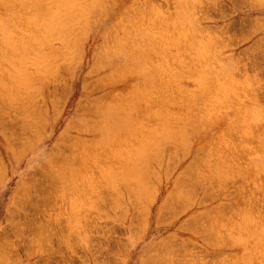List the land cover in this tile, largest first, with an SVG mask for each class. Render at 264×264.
Listing matches in <instances>:
<instances>
[{"label": "rangeland", "instance_id": "obj_1", "mask_svg": "<svg viewBox=\"0 0 264 264\" xmlns=\"http://www.w3.org/2000/svg\"><path fill=\"white\" fill-rule=\"evenodd\" d=\"M11 1L0 264H264V0Z\"/></svg>", "mask_w": 264, "mask_h": 264}, {"label": "bare ground", "instance_id": "obj_2", "mask_svg": "<svg viewBox=\"0 0 264 264\" xmlns=\"http://www.w3.org/2000/svg\"><path fill=\"white\" fill-rule=\"evenodd\" d=\"M6 1H7V0H6ZM8 1H9V0H8ZM10 1H11V0H10ZM25 1H26V0H25ZM36 1H37V0H36ZM45 1H46V0H45ZM45 1H44V2H45ZM58 1H59V0H58ZM2 2H3V1H2ZM11 2H12V1H11ZM19 2H20V1H19ZM59 2H60V1H59ZM256 2H257L258 5L260 4L261 6H263V5H262L263 0H257ZM14 3L16 4V1H15ZM21 3H22V2H21ZM23 3H24V2H23ZM45 3H46L45 5H47V1H46ZM19 4H20V3H19ZM55 4H56V3H55ZM62 4H63V3H62ZM24 5H25V3H24ZM3 6H4V5H3ZM30 6H31V5H30ZM50 6H51V5L49 4V7H50ZM21 7H22V6H21ZM27 7H28V6H27ZM16 8H18V7H16ZM22 8H25V7H22ZM52 8H53V7H52ZM28 9H29V8H28ZM30 9H31V8H30ZM60 9H61V8H60ZM66 9H67V8H66ZM16 10H17V9H16ZM52 10H53V9H52ZM8 11H9V10H8ZM23 11H24V10H23ZM28 11H29V10H28ZM31 11H32V10H31ZM43 12H44V11H43ZM46 12H47V11H46ZM24 13H25V11H24ZM24 13H22V14H24ZM48 13H49V12H48ZM30 14H31V13H30ZM24 15H25V14H24ZM48 15H49V14H48ZM8 16H9V15H8ZM17 16H18V15H17ZM46 16H47V15H46ZM3 17H4V16H3ZM22 17H23V16H22ZM48 18H49V17H48ZM27 21H28V20H27ZM136 21H137V20H136ZM37 22H38V21H37ZM137 22H138V21H137ZM132 24H134V23H132ZM17 25H18V24H17ZM17 25H16V26H17ZM21 25H22V24H21ZM23 25H24V24H23ZM23 25H22V26H23ZM43 25H44V24H43ZM43 25H42V26H43ZM50 25H51V24H50ZM54 25H55V24H54ZM28 26H30V25H28ZM18 27H20V26H18ZM35 27H36V26H35ZM150 27H151V26H150ZM150 27H148V28H150ZM9 28H11V27H9ZM26 28H27V27H26ZM28 28L30 29V27H28ZM48 28H49V27H48ZM53 28H54V27H53ZM17 29H18V28H17ZM23 29H24V28H23ZM10 30H11V29H10ZM14 31H15V30H14ZM155 31H156V30H155ZM11 32H13V31H11ZM25 32H26V31H25ZM34 32H35V31H34ZM153 32H154V31H153ZM13 33H14V32H13ZM17 33H20V32L17 31ZM22 33H23V32H22ZM35 33H36V32H35ZM155 33H156V32H155ZM168 33H169V32H168ZM41 34H42V33H41ZM160 34H161V33H160ZM36 35H37V34H36ZM49 35H50V37H51V34H49ZM58 35H59V34H58ZM163 35H164V33H163ZM25 36H26V35H25ZM17 37H18V36H17ZM162 37H163V36H162ZM13 38H15V37H13ZM166 38H167V36H166ZM31 39H33V38H31ZM31 39H30V40H31ZM49 39H50V38H49ZM11 40H12V39H11ZM18 40H19V39H18ZM39 40H40V39H39ZM53 40H54V39H53ZM167 40H168V39H167ZM41 42H42V41H41ZM8 43H9V42H8ZM11 43H12V42H11ZM17 43H18V42H17ZM29 43H30V42H29ZM10 45H11V44H10ZM14 45H15V44H14ZM61 45H63V44H60V46H61ZM48 46H49V45H48ZM112 46H113V45H112ZM9 47H10V46H9ZM30 47H31V46H30ZM43 47H44V46H43ZM43 47H42V48H43ZM159 47H160V46H159ZM19 48H20V47H19ZM47 48H48V47H47ZM50 48H51V47H50ZM0 49H1V48H0ZM159 50H160V49H159ZM24 51H25V50H24ZM44 51H45V50H44ZM165 51H166V50H165ZM160 52H161V51H160ZM167 52H168V51H167ZM10 53H11V52H10ZM152 53H153V51H152ZM161 53H163V52H161ZM27 54H28V53H27ZM45 54H46V53H45ZM148 55H149V54H148ZM156 55H157V54H156ZM156 55H155V56H156ZM166 55H167V53H166ZM17 56H18V55H17ZM164 57H165V55H164ZM7 58H9V57H7ZM166 58L168 59L169 57H166ZM154 61H155V60H154ZM169 62L171 63V61H169ZM14 63H15V62H14ZM2 65H3V64H2ZM155 65H156V64H155ZM177 66H178V65H177ZM46 67H48V66H46ZM178 67H179V66H178ZM41 68H42V67H41ZM49 68H51V67H49ZM71 68H72V67H71ZM147 68H148V67H147ZM178 69H179V68H178ZM170 70H171V69H170ZM7 71H8V70H7ZM168 71H169V70H168ZM178 71H179V70H178ZM42 72H43V71H42ZM69 72H70V71H69ZM167 73H168V72H167ZM175 73H176V72H175ZM175 73H174V75H175ZM1 75H2V74H1ZM172 75H173V74H172ZM7 76H8V75H7ZM176 76H177V75H176ZM45 79H46V78H45ZM166 79H167V78H166ZM50 80H51V79H50ZM168 80H169V79H168ZM170 80H171V79H170ZM60 81H61V80H60ZM171 81H172V80H171ZM154 82H155V81H154ZM7 83H8V82H7ZM156 83H157V82H156ZM162 83H164V82H162ZM17 84H18V83H17ZM53 84H54V83H53ZM148 84H149V83H148ZM169 84H170V83H169ZM4 86H5V84H4ZM53 86H54V85H53ZM99 86H100V85H99ZM155 86H156V85H155ZM6 87H7V85H6ZM158 87H159V86H158ZM176 87H177V86H176ZM179 87H180V86H179ZM7 88H8V87H7ZM7 88H6V89H7ZM57 88H58V87H57ZM9 89H10V88H9ZM12 89H13V88H12ZM12 89H11V90H12ZM49 89H50V87H49ZM55 89H56V88H55ZM176 89H178V88H176ZM50 90H51V89H50ZM59 90H60V88H59ZM178 90H179V89H178ZM6 91H7V90H6ZM154 91H155V90H154ZM158 91H159V90H158ZM160 91H161V90H160ZM53 92H54V91H53ZM161 92H163V91H161ZM155 93H156V92H155ZM0 94H1V93H0ZM32 94H33V92H32ZM2 95H3V94H2ZM11 95H12V94H11ZM13 95H14V94H13ZM161 95H162V94H161ZM164 95H166V94H164ZM164 95H162V96H164ZM165 98H166V97H165ZM0 99H2V98H0ZM52 100H53V99H52ZM168 100H169V99H168ZM195 100H196V99H195ZM2 101H3V99H2ZM6 101H7V100H6ZM10 101H11V100H10ZM7 102H8V101H7ZM12 102H13V101H12ZM9 103H10V102H9ZM1 104H2V102H1ZM11 105H12V103H11ZM11 105H10V106H11ZM13 105H14V104H13ZM1 106H2V105H1ZM6 106H7V105H6ZM156 106H157V104H156ZM158 106H160V105H158ZM162 106H165V105H162ZM11 107H12V106H11ZM153 107H154V106H153ZM166 107H167V106H166ZM156 108H157V107H156ZM22 109H23V107H22ZM160 109H161V108H160ZM24 110H25V109H24ZM82 110H83V109H82ZM160 111H161V110H160ZM15 112H16V111H15ZM177 112H178V111H177ZM18 113H19V112H18ZM14 114H15V113H14ZM31 114H32V113H31ZM165 114H166V113H165ZM169 115H170V113H169ZM55 116H56V114H55ZM171 116H172V114H171ZM154 117H155V116H154ZM156 118H158V115H157ZM163 118H164V117H163ZM166 118H168V117H166ZM147 119H148V118H147ZM161 119H162V117H161ZM172 119H173V118H172ZM139 120H140V119H139ZM23 121H24V120H23ZM38 121H39V120H38ZM156 121H157V119H156ZM161 121H162V120H161ZM166 121H167V120H166ZM158 122H160V121H158ZM148 123H149V122H148ZM160 123H161V122H160ZM169 123H170V122H169ZM170 124H172V123H170ZM157 125H158V124H157ZM161 125H162V124H161ZM173 125H174V124H173ZM159 126H160V125H159ZM23 127H24V126H23ZM132 127H133V126H132ZM136 127H138V126H136ZM150 128H151V127H150ZM153 128H154V127H153ZM158 128H159V127H158ZM166 129H167V128H166ZM33 130H34V129H33ZM154 130H155V129H154ZM133 131H134V127H133ZM133 131H132V132H133ZM152 131H153V130H152ZM135 132H136V131H135ZM135 132H133V133H135ZM172 132H173V131H172ZM0 133H1V131H0ZM35 133H36V132H35ZM118 133H119V132H118ZM130 133H131V132H130ZM137 133H138V132H137ZM137 133H136V134H137ZM145 133H146V132H145ZM167 133H168V131H167ZM1 134H3V133H1ZM11 134H12V133H11ZM116 134H117V133H116ZM121 135H122V134H121ZM125 135H127V134H125ZM129 135H130V134H129ZM143 135H144V134H143ZM225 135H226V134H225ZM148 136H149V135H148ZM178 136H179V135H178ZM20 137H21V136H20ZM65 137H66V136H65ZM67 137H68V136H67ZM114 137H115V136H114ZM119 137H120V136H119ZM119 137H118V138H119ZM126 137H127V136H126ZM141 137H142V136H141ZM152 137H153V136H152ZM155 137H156V136H155ZM223 137H224V136H223ZM9 138H10V137H9ZM112 138H113V136H112ZM138 138H139V137H138ZM68 139H69V138H68ZM114 139H115V138H114ZM121 139H122V137H121ZM125 139H126V138H125ZM131 139H132V138H131ZM131 139H130V140H131ZM136 139H137V138H136ZM149 139H151V138H149ZM219 139H220V138H219ZM221 139H222V138H221ZM11 140H12V139H11ZM16 140H17V139H16ZM32 140H33V139H32ZM66 140H67V139H66ZM116 140H117V139H116ZM116 140H115V141H116ZM122 140H123V139H122ZM130 140H129V141H130ZM133 140H134V139H133ZM151 140H152V139H151ZM20 141L22 142V140H20ZM27 141H28V139H27ZM113 141H114V140H113ZM129 141H128V142H129ZM136 141H137V140H136ZM139 141H140V140H139ZM17 142H18V141H17ZM73 142H74V141H73ZM124 142L126 143V141H124ZM130 142H131V141H130ZM144 142H145V141H144ZM251 142H252V141H251ZM22 143H23V142H22ZM114 143H115V142H114ZM120 143H121V142H120ZM140 143H141V141H140ZM123 144H124V143H123ZM123 144L120 145V146L123 147ZM126 144H127V143H126ZM126 144H125V145H126ZM135 144H136V143H135ZM20 145H21V143H20ZM131 145H132V143H131ZM133 145H134V144H133ZM137 145H138V144H137ZM145 145H146V144H145ZM145 145H144V146H145ZM152 145H153V144H152ZM73 146H74V145H73ZM77 146H79V145L77 144ZM126 146H127V145H126ZM140 146H141V145H140ZM142 146H143V143H142ZM251 146H252V145H251ZM251 146H250V147H251ZM81 147H82V146H81ZM124 147H125V146H124ZM129 147H131V146H129ZM129 147H128V148H129ZM148 147H149V146H148ZM150 147H151V146H150ZM229 147H230V146H229ZM102 148H103V147H102ZM114 148H115V147H114ZM145 148H146V147H145ZM232 148H233V147H232ZM244 148H245V147H244ZM116 149H118V148H116ZM125 149H126V148H125ZM130 149H131V148H130ZM136 149H137V148H136ZM229 149H231V148H229ZM239 149H240V148H239ZM88 150H89V149H88ZM131 150H132V149H131ZM120 151H121V150H120ZM151 151H152V150H151ZM153 151H154V150H153ZM155 151H156V149H155ZM246 151H247V150H246ZM17 152H18V151H17ZM84 152H85V151H84ZM105 152H106V151H105ZM109 152H110V151H109ZM116 152H117V151H116ZM128 152H129V151H127V153H128ZM135 152H136V151H135ZM140 152H141V151H140ZM148 152H149V151H148ZM114 153H115V152H114ZM119 153H121V152H119ZM51 154H52V153H51ZM76 154H77V153H76ZM81 154H82V153H81ZM108 154H110V153H108ZM111 154H112V153H111ZM131 154H132V153H131ZM67 155H68V154H67ZM90 155H92V153H91ZM99 155H100V154H99ZM102 155H103V154H102ZM120 155H121V154H120ZM132 155H133V154H132ZM57 156H58V154H57ZM57 156H56V157H57ZM88 156H89V154H88ZM109 156H110V155H109ZM233 156H234V155H233ZM233 156H232V157H233ZM64 157H65V156H64ZM82 157H83V156H82ZM90 157H91V156H90ZM117 157H118V156H117ZM144 157H145V156H144ZM228 157H229V156H228ZM78 158H79V157H78ZM100 158H101V157H100ZM135 158H136V157H135ZM229 158H230V157H229ZM120 159H121V158H120ZM122 159H123V158H122ZM128 159H131V158L128 157ZM144 159H145V158H144ZM235 159H236V158H235ZM31 160H32V159H31ZM125 160H126V158H125ZM32 161H33V160H32ZM83 161H84V160H83ZM140 161H141V160H140ZM56 162H58V161H56ZM67 162H68V161H67ZM70 162H71V161H70ZM123 162H124V161H123ZM142 162H143V161H142ZM228 162H229V161H228ZM72 163H73V162H72ZM129 163H130V162H129ZM132 163H133V162H132ZM31 164H33V163L31 162ZM124 164H125V163H124ZM130 164H131V163H130ZM136 164H137V163H136ZM89 165H90V163H89ZM118 165H119V164H118ZM118 165H117V166H118ZM121 165H122V164H121ZM138 165H139V164H138ZM138 165H137V166H138ZM142 165H143V164H142ZM83 166H84V165H83ZM85 166H86V168H87V165H86V164H85ZM124 166H125V165H124ZM133 166H134V165H133ZM143 166H144V165H143ZM75 167H76V166H75ZM88 167H89V166H88ZM197 167H198V166H197ZM0 168H1V167H0ZM80 168H81V167H80ZM83 168H84V167H83ZM118 168H119V167H118ZM84 169H85V168H84ZM129 169H130V168H128V170H129ZM138 169H139V168H138ZM141 169H142V168H141ZM118 170H119V169H118ZM125 170H126V169H125ZM128 170H127V171H128ZM123 171H124V170H123ZM138 171H139V170H138ZM140 171H141V170H140ZM193 171H194V170H193ZM193 171H191V172H193ZM62 172H63V171H62ZM87 172H88V171H87ZM87 172H86V173H87ZM117 172H118V171H117ZM117 172H116V174H119V173H117ZM119 172L121 173V171H119ZM135 172H136V171H135ZM199 172H200V171H199ZM202 172H203V171H202ZM114 173H115V172H114ZM75 174H76V173H75ZM79 174H80V173H79ZM125 174H126V173H125ZM129 174H130V173H129ZM134 174H135V173H134ZM137 174H138V173H137ZM141 174H143V173H141ZM120 175H121V174H120ZM127 175H128V173H127ZM138 175H139V174H138ZM199 175H200V174H199ZM207 175H208V174H207ZM91 176H92V175H91ZM123 176H125V175H123ZM129 176H131V175H129ZM135 176H136V175H135ZM153 176H154V175H153ZM185 176H186V175H185ZM78 177H79V176H78ZM78 177H77V178H78ZM109 177H110V176H109ZM126 177H127V176H126ZM131 177H132V176H131ZM191 177H193V176H191ZM93 178H94V177H93ZM120 178H121V177H120ZM129 178H130V177H129ZM129 178H128V179H129ZM199 178H200V177H199ZM118 179H119V178H118ZM136 179H137V178H136ZM215 179H216V178H215ZM119 180H120V179H119ZM126 180H127V179H126ZM140 180H141V179H140ZM184 180L186 181L187 179H184ZM188 180H189V179H188ZM212 180H213V179H212ZM60 181H61V180H60ZM116 181H117V180H116ZM141 181H142V180H141ZM189 181H190V180H189ZM65 182H68V181H65ZM69 182H70V181H69ZM76 182H77V181H76ZM137 182H138V181H137ZM181 182H182V180H181ZM215 182H216V181H215ZM59 183H60V182H59ZM63 183H64V182H63ZM105 183H106V182H105ZM183 183H184V182H183ZM183 183H182V184H183ZM189 183H190V182H189ZM189 183H188V184H189ZM195 183H196V181H195ZM195 183H194V184H195ZM38 184H39V183H38ZM45 184H46V183H45ZM68 184H69V183H68ZM134 184H135V183H134ZM145 184H146V183H145ZM188 184H187V186H188ZM190 184H191V183H190ZM63 185H64V184H63ZM66 185H67V184H66ZM89 185H90V184H89ZM143 185H144V184H143ZM177 185H178V184H177ZM179 185H180V183H179ZM184 185H185V184H183V186H184ZM192 185H193V184H192ZM73 186H74V183H73ZM77 186H78V185H77ZM84 186H85V184H84ZM127 186H128V185H127ZM139 186H140V185H139ZM144 186H145V185H144ZM51 187H52V186H51ZM64 187H65V186H64ZM67 187H68V186H67ZM145 187H146V186H145ZM145 187H144V188H145ZM214 187H215V186H214ZM73 188H74V187H73ZM79 188H80V187H79ZM184 188H185V187H184ZM42 189H44V188H42ZM64 189H65V188H64ZM83 189H84V188H83ZM85 189H86V188H85ZM102 189H103V188H102ZM215 189H216V188H215ZM31 190H32V189H31ZM65 190H66V189H65ZM73 190H74V189H73ZM107 190H108V189H107ZM176 190H177V189H176ZM76 191H77V190H76ZM131 191H132V190H131ZM189 191H190V190H189ZM47 192H48V190H47ZM51 192H52V191H51ZM51 192H50V193H51ZM69 192H70V191H69ZM99 192H100V191H99ZM108 192H110V191H108ZM190 192H191V191H190ZM33 193L35 194V192H33ZM42 193H43V192H42ZM84 193H85V192H84ZM84 193H83V195H84ZM87 193H88V192H87ZM136 193H137V192H136ZM179 193H180V192H179ZM185 193H186V192H185ZM78 194H79V193H78ZM40 195H41V194H40ZM42 195H43V194H42ZM47 195H48V194H47ZM182 195H183V193H182ZM187 195H188V194H187ZM211 195H212V194H211ZM43 196H44V195H43ZM48 196H49V195H48ZM136 196H137V195H136ZM50 197H51V196H50ZM82 197H84V196H82ZM87 197H88V196H87ZM89 197H90V196H89ZM186 197H187V196H186ZM29 198H30V197H29ZM109 198H110V197H109ZM255 198H256V197H255ZM50 199H51V198H50ZM72 199H73V197H72ZM82 199H83V198H82ZM187 199L189 200V198H187ZM15 200H16V199H15ZM188 200H187V201H188ZM13 201H14V200H13ZM16 201H18V200H16ZM76 201H77V200H76ZM78 201H79V200H78ZM190 201H191V200H190ZM21 202H22V201H21ZM32 202H33V201H32ZM35 203H36V202H35ZM72 203H73V202H72ZM72 203H71V204H72ZM76 203H77V202H76ZM18 204H19V203H18ZM134 204H135V203H134ZM84 205H85V204H84ZM89 205H90V204H89ZM136 205H137V204H136ZM18 206H19V205H18ZM20 206H21V205H20ZM49 206H50V205H49ZM81 206H82V204H81ZM85 206H86V205H85ZM23 207H24V206L22 205L21 208L23 209ZM72 207H73V206H72ZM139 207H140V206H139ZM36 208H37V207H36ZM38 208H39V207H38ZM44 208H45V207H44ZM44 208H43V209H44ZM88 208H89V207H88ZM162 208H163V207H162ZM165 208H166V207H165ZM168 208H170V207L168 206ZM168 208H167V209H168ZM40 209H41V208H40ZM30 210H31V209H30ZM34 211H36V210H34ZM37 212H38V211H37ZM42 212H43V211H42ZM15 213H16V212H15ZM17 213H18V212H17ZM29 213H30V212H29ZM44 213H45V212H44ZM38 214H39V213H38ZM217 214H218V213H217ZM10 215H11V214H10ZM71 215H72V214H71ZM71 215H70V216H71ZM219 215H220V214H219ZM8 216H9V215H8ZM13 216H14V215H13ZM27 216H28V215H27ZM204 216H205V215H204ZM22 218H23V217H22ZM24 218H25V217H24ZM209 218H210V217H209ZM213 218H214V217H213ZM14 219H15V218H14ZM216 219H217V218H216ZM10 220H11V218H10ZM40 220H41V218H40ZM207 220H208V218L206 219V222H207ZM210 220H212V219H210ZM27 221H28V220H27ZM208 221H209V220H208ZM41 222H42V221H41ZM41 222H40V223H41ZM84 222H85V221H84ZM206 222H205V223H206ZM15 224H16V223H15ZM37 224H38V223H37ZM37 224H36V225H37ZM45 224H46V223H45ZM50 224H51V223H50ZM52 224H53V223H52ZM206 224H208V223H206ZM16 225H17V224H16ZM56 225H57V224H56ZM219 225H221V224H219ZM54 226H55V225H54ZM54 226H53V227H54ZM60 226H61V225H60ZM63 226H64V225H63ZM11 227H13V226H11ZM26 227H27V226H26ZM32 227H33V226H32ZM46 227H48V226H46ZM51 227H52V226H51ZM15 228H16V227H15ZM18 228H19V226H18ZM33 228H34V227H33ZM13 229H14V228H13ZM16 229H17V228H16ZM16 229H15V230H16ZM31 229H32V228H31ZM11 230H12V229H11ZM38 230H39V229H38ZM61 230H62V229H61ZM83 230H84V229H83ZM198 230H199V229H198ZM237 230H238V229H237ZM21 231H22V230H21ZM41 231H42V230H41ZM45 231H46V230H45ZM45 231H44V232H45ZM199 231H200V230H199ZM6 232H7V231H6ZM15 232H17V231H15ZM15 232H14V233H15ZM42 232H43V231H42ZM69 232H70V231H69ZM203 232H204V231H203ZM0 233H1V232H0ZM2 233H5V232H2ZM38 233H39V232H38ZM5 234H6V233H5ZM5 234H4V235H5ZM53 234H54V233H53ZM71 234H72V233H71ZM2 235H3V234H2ZM4 235H3V236H4ZM11 235H12V234H11ZM14 235H16V234H14ZM14 235H13V236H14ZM73 235H74V234H73ZM50 236H51V235H50ZM70 236H71V235H70ZM243 236H244V235H243ZM9 237H11V236H9ZM60 237H61V236H60ZM3 238H4V237H3ZM3 238L1 237L0 239L3 240ZM18 238H19V237H18ZM220 238H221V237H220ZM223 238H224V236H223ZM5 239H6V238H5ZM27 239H28V238H27ZM51 239H52V238H51ZM72 239H73V238H72ZM8 240H9V239H8ZM15 240H16V239H15ZM45 240H47V239H45ZM206 240H207V239H206ZM217 240H218V238H217ZM17 241H18V240H17ZM28 241H29V240H28ZM47 241H48V240H47ZM63 241H64V240H63ZM202 241H203V240H202ZM215 241H216V239H215ZM18 242H19V241H18ZM48 242H49V241H48ZM70 242H71V241H70ZM213 242H214V241H213ZM222 242H223V241H222ZM16 243H17V242H16ZM26 243H27V242H26ZM26 243H24V244H26ZM29 243H30V242H29ZM42 243H43V242H42ZM205 243H206V242H205ZM216 243H217V242H216ZM220 243H221V242H220ZM217 244H218V243H217ZM0 245H1V244H0ZM212 245H213V243H212ZM2 246H3V244H2ZM30 246H31V245H30ZM30 246H29V247H30ZM41 246H42V245H41ZM46 246H47V245H46ZM213 246H214V245H213ZM27 247H28V246H27ZM29 247H28V249L26 248L27 251L29 250ZM2 248H3V247H2ZM7 248H9V247H7ZM30 248H31V247H30ZM45 248H46V247H45ZM50 248H51V247H50ZM171 248H172V247H171ZM22 249H23V248H22ZM57 249H58V248H57ZM171 250H172V249H171ZM29 251H30V250H29ZM167 251H168V250H167ZM13 252H14V251H13ZM21 252H22V251H21ZM158 252H159V251H158ZM23 253H24V252H23ZM159 253H160V252H159ZM206 253H207V252H206ZM9 255H10V254H9ZM17 255H18V254H17ZM206 255H207V254H206ZM211 256H212V255H211ZM226 256H228V255H226ZM231 256H232V255H231ZM1 257H2V256H1ZM23 257H24V256H23ZM198 257H199V256H198ZM229 257H230V256H229ZM7 258H8V257H7ZM49 258H50V257H49ZM49 258H48V259H49ZM199 258H200V257H199ZM209 258H210V257H209ZM235 258H236V257H235ZM256 258H257V257H256ZM256 258H255V259H256ZM2 259H3V258H2ZM215 259H216V258H215ZM10 260H11V258H10ZM44 260H45V259H44ZM167 260H168V259H167ZM235 260H236V259H235ZM252 260H253V259H252ZM7 261H8V260H7ZM45 261H46V260H45ZM213 261H214V260H213ZM143 262H144V261H143ZM203 263H204V262H203ZM42 264H43V263H42ZM152 264H153V263H152ZM201 264H202V263H201ZM206 264H207V263H206Z\"/></svg>", "mask_w": 264, "mask_h": 264}]
</instances>
